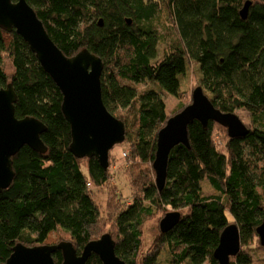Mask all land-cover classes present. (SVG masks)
Returning a JSON list of instances; mask_svg holds the SVG:
<instances>
[{"label": "trees", "instance_id": "1", "mask_svg": "<svg viewBox=\"0 0 264 264\" xmlns=\"http://www.w3.org/2000/svg\"><path fill=\"white\" fill-rule=\"evenodd\" d=\"M27 1L66 56L88 49L103 60V101L126 124L132 201L122 200L112 185L110 165L105 169L95 157L72 153L62 91L16 30L0 27V86L12 84L18 118L32 116L47 126L41 137L48 148L41 153L24 145L13 156L15 177L0 193V264L18 243L71 241L81 253L107 232L128 264H161L165 247L167 264H200L199 256L219 264L214 251L231 223L239 229L241 250L228 264H254L250 248L263 245L257 228L264 215V0H250L246 19L240 10L248 0ZM162 14L176 36L159 34ZM190 61L200 64L202 87L212 93L216 109H245L252 123L245 136L234 138L215 120L189 123L190 145L172 149L159 190L153 169L157 137L192 102L182 90ZM164 93L179 99L171 111ZM218 129L228 135L225 148L217 143ZM105 186L103 210L97 191ZM170 210L180 212V220L166 232L159 224L146 247L149 218ZM53 256L62 263L61 250ZM86 264L103 262L92 254Z\"/></svg>", "mask_w": 264, "mask_h": 264}, {"label": "water", "instance_id": "2", "mask_svg": "<svg viewBox=\"0 0 264 264\" xmlns=\"http://www.w3.org/2000/svg\"><path fill=\"white\" fill-rule=\"evenodd\" d=\"M251 1H246L240 14L246 19ZM131 23V20H127ZM99 25H103L102 20ZM0 27L16 32L29 44L43 69L53 78L63 93L62 110L71 125L70 150L78 158L95 157L108 169L113 147L126 139V124L106 107L102 96L101 75L103 60L88 49L74 56H66L56 45L27 0H0ZM17 94L12 86H0V193L8 188L14 177L13 156L24 145L45 153L47 146L42 133L47 126L38 118L15 114ZM195 119L204 125L210 120L223 124L230 137H242L249 132L248 125L236 112L223 113L216 109L204 88L199 85L192 92V102L181 112L170 117L157 137V151L153 162L155 184L162 190L167 180V168L172 149L182 143L190 145L188 125ZM178 211H170L160 220V229L166 232L180 220ZM257 232L264 245V215ZM116 241L112 234L104 233L89 241L81 253L71 241L57 244L26 246L18 243L11 256L2 264H57L54 253L61 250V264H86L97 254L103 264H128L116 254ZM241 250L240 233L231 223L223 230L214 258L219 264H228Z\"/></svg>", "mask_w": 264, "mask_h": 264}, {"label": "rangeland", "instance_id": "3", "mask_svg": "<svg viewBox=\"0 0 264 264\" xmlns=\"http://www.w3.org/2000/svg\"><path fill=\"white\" fill-rule=\"evenodd\" d=\"M161 24L158 25L159 34L162 36H168V37H174L176 36V32L171 24L170 21H168L167 16L165 14H162V20ZM164 44V42H163ZM202 80H203V74L201 72V66L199 63L195 61H190L187 64L186 73L182 77V90L192 96L193 90L201 85L202 86ZM142 87V85H139ZM206 94L211 98L212 93L208 91L207 89H204ZM164 99L167 103V110L171 111V109H174L179 104V99L176 98L173 95L164 93L163 94ZM240 118L246 123L248 126L252 123V116L251 114L246 111L245 109H237L235 111ZM219 135L218 138H216L217 143L219 144L220 148H225V145H227V138L228 135H225L226 132H224L222 129H218ZM119 143L113 147V149L110 152L109 161H111L110 164V171H111V183L112 185H115L118 189V191H121L122 194V200L129 203L132 201L131 194H132V188L129 182V176L126 171V167H130L132 165L133 160L129 159V150L127 147V144ZM111 153L115 156H111ZM113 157V158H112ZM132 161V162H131ZM203 190L209 189L208 187V179H204L202 182ZM107 186L100 188V190L97 191L98 195V202L102 205V209L104 210L106 208V198L108 195L107 192ZM171 211V210H170ZM168 211V212H170ZM161 215L155 217V218H149L148 222L146 223V227L144 230V240L146 247H148L156 234V232L159 230V223ZM250 253L253 256L254 264H264V246H260L258 244H253L250 248ZM169 257V252L167 247L162 251V254L160 256V263L161 264H167V258ZM198 262L200 264H207V261L204 259L203 256L198 257Z\"/></svg>", "mask_w": 264, "mask_h": 264}, {"label": "built area", "instance_id": "4", "mask_svg": "<svg viewBox=\"0 0 264 264\" xmlns=\"http://www.w3.org/2000/svg\"><path fill=\"white\" fill-rule=\"evenodd\" d=\"M91 183H88V185H90Z\"/></svg>", "mask_w": 264, "mask_h": 264}]
</instances>
